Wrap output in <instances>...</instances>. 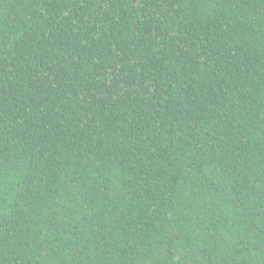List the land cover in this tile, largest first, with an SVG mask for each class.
<instances>
[{"label":"trees","instance_id":"1","mask_svg":"<svg viewBox=\"0 0 264 264\" xmlns=\"http://www.w3.org/2000/svg\"><path fill=\"white\" fill-rule=\"evenodd\" d=\"M0 264H264V0H0Z\"/></svg>","mask_w":264,"mask_h":264}]
</instances>
